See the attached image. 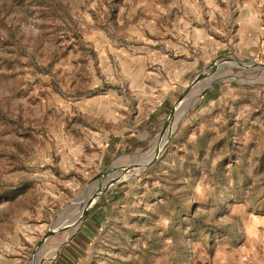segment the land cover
Masks as SVG:
<instances>
[{
	"label": "rangeland",
	"instance_id": "1",
	"mask_svg": "<svg viewBox=\"0 0 264 264\" xmlns=\"http://www.w3.org/2000/svg\"><path fill=\"white\" fill-rule=\"evenodd\" d=\"M238 16L246 41L264 0H0V264L251 262L264 62L239 44ZM188 53L200 64L156 112L160 60ZM158 147L105 190L121 168L106 169Z\"/></svg>",
	"mask_w": 264,
	"mask_h": 264
},
{
	"label": "crops",
	"instance_id": "2",
	"mask_svg": "<svg viewBox=\"0 0 264 264\" xmlns=\"http://www.w3.org/2000/svg\"><path fill=\"white\" fill-rule=\"evenodd\" d=\"M230 19L233 22H237L234 23V27L236 26L235 36L238 39L240 34L239 27L243 23L240 21V16L230 17ZM245 22H248L250 37L245 41L244 35L240 34L241 39L239 40V44L243 45V43H246V45H249L247 49L249 48L248 50L252 56L264 62V36H262V39L259 37V34L264 35V16H249L248 21ZM188 54L176 55L173 58L165 54L162 57L160 60L161 63L158 66L159 73H156L157 79L155 80V84H149L150 90L146 91L151 109L154 108L159 113L167 109L170 101L181 90L182 85L185 84L186 77H190L193 69L200 64L201 57L191 53ZM152 113H155V111H152ZM241 251L251 254V262L244 263L243 261L235 259L230 261V264H264V245H244Z\"/></svg>",
	"mask_w": 264,
	"mask_h": 264
},
{
	"label": "water",
	"instance_id": "3",
	"mask_svg": "<svg viewBox=\"0 0 264 264\" xmlns=\"http://www.w3.org/2000/svg\"><path fill=\"white\" fill-rule=\"evenodd\" d=\"M226 60H227L226 57H221V58L217 59L216 61L212 62V63L209 65V67L212 68V70H216V69L219 68V64L225 62ZM254 64H256V63H253V65H254ZM259 64H263V63H259ZM263 65H264V64H263ZM202 74H203V73H199V74L193 79L192 84L186 89L185 93H184L183 95H181V97L179 98V101H180V100H181V99H182L187 93H189V90H190V88L192 87V85H193L194 83H196L197 81H199L200 79H202V77H203ZM219 79H220V78H218V77L212 79L206 88H208L210 85H212L213 83H215V82L218 81ZM204 91H205V89L200 90L199 94H200V93H203ZM199 94H196V98H197V96H198ZM196 98L194 99V102H195ZM179 101H178V102H179ZM177 104H178V103H177ZM177 104L174 106V108H173L172 111L170 112V115H169L168 119L171 118V117L173 116V114L175 113V110H176V106H177ZM160 152H161V148L158 147V148L155 150L154 154H153L151 157H149L148 159L140 160V159L138 158L137 160H135V161H130L129 163L124 164V165H120V164L117 162L115 165H113V166L109 167L108 169H106V170L104 171V173H107L108 171H110V170H112V169L114 170V169H117V168H123V170H126V171H128V170H132V169H134V168H137L138 171L134 172V174L137 175V174L141 173V172H142L146 167H148L150 164H152V163H153V162L159 157ZM134 174H131V175L134 177ZM131 175H129V176H131ZM132 176H131V177H132ZM119 180H120V179H118V178H116V179L114 178V179L110 180V181L107 183V185L105 186V190H106L108 187H110L112 184H114L115 182H118ZM91 202H92V201H90V203H91ZM90 203H89L88 205H90ZM85 213H86V208L82 211V214H81L80 219L85 215Z\"/></svg>",
	"mask_w": 264,
	"mask_h": 264
},
{
	"label": "bare ground",
	"instance_id": "4",
	"mask_svg": "<svg viewBox=\"0 0 264 264\" xmlns=\"http://www.w3.org/2000/svg\"><path fill=\"white\" fill-rule=\"evenodd\" d=\"M196 98V97H195ZM188 109V108H187ZM180 117L182 116V115H179ZM113 170V169H112ZM136 171H138V169L137 168H134V169H132V170H128V171H126V170H123V168H121L120 169V171L119 172H117L110 180H112V179H116V178H118V179H121V178H124V177H128L129 175H131L132 173H134V172H136ZM86 205V204H85ZM80 211V210H79ZM81 217V216H80ZM78 220H79V217H77L76 215H73L72 216V225H77V223H78Z\"/></svg>",
	"mask_w": 264,
	"mask_h": 264
}]
</instances>
